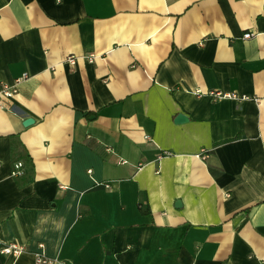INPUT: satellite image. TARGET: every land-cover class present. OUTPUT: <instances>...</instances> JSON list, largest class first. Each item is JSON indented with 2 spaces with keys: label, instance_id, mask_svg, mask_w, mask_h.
I'll list each match as a JSON object with an SVG mask.
<instances>
[{
  "label": "crops",
  "instance_id": "crops-1",
  "mask_svg": "<svg viewBox=\"0 0 264 264\" xmlns=\"http://www.w3.org/2000/svg\"><path fill=\"white\" fill-rule=\"evenodd\" d=\"M23 75L0 264H264V0H0V90Z\"/></svg>",
  "mask_w": 264,
  "mask_h": 264
},
{
  "label": "built area",
  "instance_id": "built-area-1",
  "mask_svg": "<svg viewBox=\"0 0 264 264\" xmlns=\"http://www.w3.org/2000/svg\"><path fill=\"white\" fill-rule=\"evenodd\" d=\"M252 35L251 32H244L242 37L247 38ZM88 60H92L95 57L94 53L87 54L85 56ZM65 60L70 62V64H74L75 62V55L73 54H68L65 57ZM25 77L24 75L19 77L15 84L11 85H3L1 90H0V95L1 96H6V97H11L13 94L17 92V84L20 79ZM201 156H204L202 151L200 152ZM22 167L23 163L21 160H17L13 163L12 168H11V175L13 176H18L22 173ZM107 185V184H105ZM24 251V247L21 244H18L16 242H4L3 240L0 239V253L1 254H8L12 255L13 257H17L19 254H21ZM34 256V264H51L55 260V258L48 257L44 251H43V244L39 243L38 248L33 252Z\"/></svg>",
  "mask_w": 264,
  "mask_h": 264
},
{
  "label": "water",
  "instance_id": "water-1",
  "mask_svg": "<svg viewBox=\"0 0 264 264\" xmlns=\"http://www.w3.org/2000/svg\"><path fill=\"white\" fill-rule=\"evenodd\" d=\"M186 119V116L182 113V112H178L176 115H175V117H174V121L175 122H181V121H183V120H185ZM33 122V118H31V117H26V118H24V120H23V125H28V124H30V123H32Z\"/></svg>",
  "mask_w": 264,
  "mask_h": 264
}]
</instances>
